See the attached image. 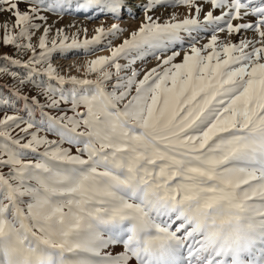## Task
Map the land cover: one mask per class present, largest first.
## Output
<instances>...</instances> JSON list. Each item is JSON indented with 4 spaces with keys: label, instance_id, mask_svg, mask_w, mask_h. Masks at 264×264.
Returning <instances> with one entry per match:
<instances>
[{
    "label": "snow or ice",
    "instance_id": "obj_1",
    "mask_svg": "<svg viewBox=\"0 0 264 264\" xmlns=\"http://www.w3.org/2000/svg\"><path fill=\"white\" fill-rule=\"evenodd\" d=\"M125 7L0 0V264H264V0H144L126 37L44 14Z\"/></svg>",
    "mask_w": 264,
    "mask_h": 264
},
{
    "label": "rangeland",
    "instance_id": "obj_2",
    "mask_svg": "<svg viewBox=\"0 0 264 264\" xmlns=\"http://www.w3.org/2000/svg\"><path fill=\"white\" fill-rule=\"evenodd\" d=\"M183 5L178 6L177 8L182 7ZM24 5L21 4V8H23ZM184 10L188 11V9L184 6ZM49 17L48 23L49 24H54V27H63L65 25L70 24L71 22H76V19H82L83 20V25L87 26L89 29L88 35L91 36L94 34V29L96 26L100 25L101 23L105 24V26L111 25L110 23H120L125 29L124 37L128 35V32L136 28L140 22V17L141 15L136 14L135 12H130L128 10L127 6L124 8L123 12L121 13V18L119 20L114 19L111 15H100L95 19H87L85 14H79L76 12H68L64 14L63 18L60 19L57 22L56 15L50 12L45 11L44 13ZM134 14V15H133ZM77 17H76V16ZM8 14L3 13L0 14V21L7 19ZM135 17V18H134ZM167 17V16H166ZM74 31V29H70ZM43 31L41 29L36 33V36L38 37L40 33ZM2 31H0V35H2ZM124 37H120L114 41V43H120L121 40ZM36 37L33 38L35 42ZM203 42V41H201ZM15 49L12 46H6L2 42H0V54H15ZM108 54L107 49H103L102 51H96L92 53L91 55H84L80 51H73L68 53L67 56H61L59 53L54 55L53 58V63L60 65L64 68H67L68 65L70 64H79L83 63L87 59L94 58L95 55H106ZM23 59H27V57H23ZM123 62V61H122ZM4 61L0 60V66H4ZM156 63L155 59L149 58V60L146 62L147 67H152ZM137 67H140V64H137ZM10 71H16L20 73L21 75L25 74L28 69L25 68L23 65H12L10 68ZM72 74L75 75H83L82 73H77L73 71ZM14 83V80L10 75L6 76H0V96H3L5 99H10V102L14 108H21L23 107L24 102L21 101L18 97L15 96L14 92L11 89V85ZM6 86V87H5ZM68 87H71L70 85ZM29 88L22 89L23 92H29ZM31 94H35V90H31ZM42 99V98H41ZM2 111H9L11 113V109H5L3 106H0V112ZM69 114H71L69 112ZM37 118H38V113H37Z\"/></svg>",
    "mask_w": 264,
    "mask_h": 264
},
{
    "label": "bare ground",
    "instance_id": "obj_3",
    "mask_svg": "<svg viewBox=\"0 0 264 264\" xmlns=\"http://www.w3.org/2000/svg\"><path fill=\"white\" fill-rule=\"evenodd\" d=\"M142 2H144V0H125V4H126L128 10H130V12H135L136 14L141 15L140 19L143 18V13H142L141 9L138 7V5H139L140 3H142ZM209 7H210L209 5H206V6H205V11H207ZM169 11L177 12V13L179 14V17H180V18H183V16L186 15V14L188 13V11H185V10H184V6H182L181 9H180V8L167 9V10H165V9H157V10H156V15H160L161 12H163L164 17H166V16L169 14ZM79 14H80V15H81V14L83 15L84 13H83V12H80ZM216 14H218V13H216ZM75 16H76V15H75ZM76 17H77V16H76ZM235 22H236V21H234V23H235ZM75 23H76L77 26L79 27V26L83 25V20L78 18V19H76V22H75ZM115 23H116V22H115ZM110 24H112V23H110ZM247 35H252V33L249 32V33H247ZM234 38H235V37H234ZM203 42H206V40L203 41ZM203 42H202V43H203Z\"/></svg>",
    "mask_w": 264,
    "mask_h": 264
}]
</instances>
